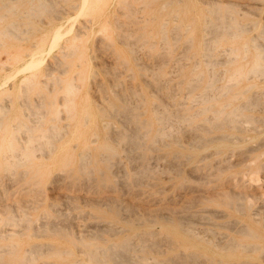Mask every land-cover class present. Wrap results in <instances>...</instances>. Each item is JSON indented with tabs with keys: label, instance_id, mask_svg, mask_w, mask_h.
Segmentation results:
<instances>
[{
	"label": "rangeland",
	"instance_id": "1",
	"mask_svg": "<svg viewBox=\"0 0 264 264\" xmlns=\"http://www.w3.org/2000/svg\"><path fill=\"white\" fill-rule=\"evenodd\" d=\"M231 1L234 7L223 6H232L231 18L246 31L215 42L203 20L209 11L202 0H0V264L17 263L22 251L36 245L39 250L29 253L26 264H96L84 252L88 240L108 244L109 251L98 255L99 264H173L176 259L175 264H183L182 252H193L199 260L214 253L225 262L264 264V59L253 68L257 44L264 47V0ZM211 71L219 86H246L244 97L259 96L229 129L233 141L200 148L190 159L181 157L178 174L168 169L174 166H168L167 148L158 145L150 151L152 171L136 174L140 162L129 157L127 140L116 137L126 129L114 94L129 87L134 93H152L151 76L158 73L167 88L175 90L180 82L172 97L164 86L156 91L173 111L175 102L185 98L182 82ZM147 81L149 86L143 84ZM244 97L236 102L245 103ZM177 127L173 136L187 146L188 127ZM216 148L219 155L202 160ZM81 161L86 163L83 174L75 172ZM203 161L223 167L222 172L205 182L198 176L205 171ZM251 167L259 172L250 180ZM222 190L246 193L240 201L244 209L234 213L220 201H205ZM204 208L227 212L208 218ZM177 210L180 215L195 212L194 227L230 232L234 224L249 225L255 237L247 242L253 247L234 254L215 252L209 240L184 233L166 217Z\"/></svg>",
	"mask_w": 264,
	"mask_h": 264
},
{
	"label": "bare ground",
	"instance_id": "2",
	"mask_svg": "<svg viewBox=\"0 0 264 264\" xmlns=\"http://www.w3.org/2000/svg\"><path fill=\"white\" fill-rule=\"evenodd\" d=\"M57 1V0H56ZM205 1L207 8L208 9V13L209 15L204 17V23L207 25V29L209 27L208 32H210L211 34V39H213V41L218 42L219 39L224 40V39H228L230 37H235L236 35H241V31L245 30L243 29V27H245V25L243 26L242 23H237L236 21L238 20L236 17L235 18H231L233 16L230 9H232V6L229 7V9H225V7L223 5L229 4L228 6H230L232 3L231 0H202ZM236 3V2H235ZM234 3V4H235ZM45 4V3H44ZM124 4V2H123ZM234 4L233 7H234ZM129 5V4H128ZM131 6V5H130ZM133 7V6H132ZM52 8V7H51ZM224 9L226 10V13L224 11ZM227 10L229 12H227ZM37 11V10H36ZM153 10H151L152 12ZM229 13L230 16L228 15ZM150 20V19H148ZM151 21V20H150ZM208 22V23H207ZM205 24L203 25V27L205 26ZM241 24V25H239ZM144 25V24H143ZM145 26V25H144ZM162 26V25H161ZM160 26V27H161ZM189 26V25H188ZM164 27V26H163ZM178 28V27H177ZM187 28V27H186ZM163 29V28H162ZM188 29V28H187ZM185 29V30H187ZM242 29V30H241ZM247 29V28H246ZM81 31V30H80ZM162 30H160L161 32ZM164 31V30H163ZM246 31V30H245ZM57 32V31H56ZM67 32V31H66ZM65 32V33H66ZM69 32V30H68ZM67 32V33H68ZM159 32V33H160ZM192 32V31H191ZM162 33V32H161ZM246 32H243V34H245ZM57 34V33H56ZM60 34V33H59ZM59 34L57 35V38L59 37ZM77 34V33H76ZM140 34V33H139ZM191 34V33H189ZM193 34V33H192ZM162 35H164L162 33ZM76 36V35H75ZM164 37V36H162ZM190 38V37H189ZM163 39V38H162ZM256 39V37H255ZM56 39H54L55 41ZM209 40V41H210ZM220 40V41H221ZM254 40V39H253ZM195 40H193L194 42ZM208 41V40H206ZM208 41V42H209ZM212 41L211 44H213L214 42ZM53 42V41H52ZM207 42V44H208ZM109 43V42H108ZM151 43V42H150ZM199 43V41H198ZM153 44V43H152ZM194 44V43H193ZM204 44V43H203ZM255 44V43H254ZM262 45V43H260ZM210 45V44H208ZM258 46L255 48V52H254V66L253 68L256 67H260L263 64L261 63L260 60L264 59V47L260 46L259 44H257ZM190 46V45H189ZM232 51L234 50L233 48H231ZM245 49V48H244ZM113 50V49H112ZM192 50V47H191ZM61 51V50H60ZM116 51V49H115ZM187 51H189L187 49ZM194 51V49H193ZM205 51V50H204ZM209 51V50H208ZM207 51V52H208ZM237 51V49H236ZM235 53H239L236 52ZM48 52V51H47ZM206 52V51H205ZM206 52V53H207ZM62 53V51H61ZM117 53V52H116ZM68 54V53H67ZM209 56V55H208ZM205 58V57H204ZM210 61L209 64L213 63L211 62L212 60L208 59ZM206 60V61H208ZM214 61V60H213ZM217 61V60H216ZM226 61V60H225ZM39 63V61L35 64L29 65L28 68L31 67H35L37 64ZM59 63V62H58ZM71 64V63H70ZM196 64V63H194ZM217 64V63H214ZM160 65V64H159ZM212 65V64H211ZM65 66V65H64ZM210 66V65H209ZM24 67V66H23ZM22 67V68H23ZM26 67V69H27ZM66 67V66H65ZM194 67V66H193ZM211 67V66H210ZM213 67V66H212ZM25 68V67H24ZM49 68V67H48ZM63 68V67H62ZM161 68V67H160ZM182 68V66H181ZM21 69V68H20ZM213 69V68H212ZM194 70V69H193ZM61 71V70H60ZM257 71V70H256ZM254 71V73L256 72ZM239 72V71H235L234 75L235 77L237 76L235 73ZM259 72V71H258ZM264 71H262L263 73ZM249 73V72H248ZM248 73L246 75H248ZM258 74V73H257ZM151 75V74H150ZM158 73H155L151 76V78L154 80L153 81V85L150 84V81L147 82H143L144 83H148L150 84L151 89H155V92L153 94L152 93H145L144 91L142 92H135L133 91V89H131L129 87L128 90H124L122 91V89L119 92L114 91V95H116L121 107H122V118H123V122L125 124L124 131L118 133V135L116 137L119 138H124L127 140V150L129 152H132L130 154V158L131 159H137L138 162H140L138 164V166H136L135 172H138V175L142 172L146 173V170H149L150 168L154 167L152 166V162L150 161V158L152 159V155L150 154L151 150H154V148L158 147V145H162L163 147L167 148V155L171 161V163H169L168 166H174V167H168L169 170L175 172L176 174H178L180 172V158L183 157L185 159H190L193 156H195V152H197L198 149L203 148L205 146H209L210 144H222L224 142H232V138H235L233 134L229 133V129L230 131L233 130L234 127L237 126V122L240 120L239 118L244 115L245 110H247L250 107H252L251 104H255L257 99L259 96L256 95H251V96H247L244 97V92L246 90L249 89V87L247 88L246 86H239V87H232L230 85L228 86H219L217 79L219 78L217 76V73L214 71H211L210 73H208L207 75H202V74H195V75H191L189 77H187V79L182 82L181 84V88L179 90H184L185 93V98L180 99V101L175 102V106L176 109L173 111H169L166 108V104L161 103V101L158 98V93H156L157 89L161 88L164 86L165 92L169 95H173V93H177L178 90V86L180 84V82L178 84H176V89H170L169 87L167 88L166 83L163 84V79L160 81H158L159 77L161 78V76H158ZM233 75V76H234ZM241 76V74H239ZM255 75V74H254ZM264 75V74H262ZM232 76V75H231ZM231 76H229V78H231ZM250 76V75H249ZM158 77V78H157ZM57 78V77H56ZM238 78V79H237ZM237 81L241 79H239V76L237 77ZM248 78V76H247ZM246 78V79H247ZM145 79V77L143 78V80ZM168 79V78H166ZM234 78H232L233 80ZM142 80V81H143ZM146 80L147 77H146ZM236 81V80H235ZM58 82V81H57ZM56 82V83H57ZM116 82V79H115ZM111 83V84H116L117 86L113 85L112 87H118L117 83ZM152 82V81H151ZM235 83V82H233ZM231 83V84H233ZM33 84V83H32ZM45 84V83H44ZM67 84V83H66ZM144 84V85H146ZM120 85V84H119ZM136 85V84H135ZM29 86V85H28ZM115 86V87H114ZM149 86V85H146ZM235 86V85H234ZM237 86V84H236ZM180 87V86H179ZM112 88V89H113ZM123 88V87H122ZM175 88V85H174ZM247 88V89H246ZM39 89V88H38ZM72 89V85L70 83H68L67 85V89H66V99H67V91H70ZM118 89V88H117ZM126 89V88H125ZM114 90V89H113ZM119 90V89H118ZM137 91V90H136ZM159 92V91H158ZM245 92V93H246ZM71 93V92H70ZM139 93V94H138ZM133 94H136L134 96V100H131V98L133 97ZM158 96H157V95ZM263 95V94H262ZM170 97V98H171ZM245 98V103L240 104L237 103L236 101L240 98ZM70 98V97H68ZM174 98V96H173ZM65 99V100H66ZM260 99V98H259ZM68 100V99H67ZM174 101V100H173ZM255 101V102H254ZM59 102V101H58ZM50 103V102H49ZM52 104V102L50 103ZM62 104V103H61ZM20 105V104H19ZM63 106L64 107H69L68 104H66V102H63ZM2 107H0L1 109ZM68 109V108H67ZM3 111V109H1ZM70 112V110H69ZM210 112V113H209ZM209 113V114H208ZM4 114L3 112H0V115ZM25 114V113H24ZM118 115V114H117ZM41 117V116H40ZM87 118V117H86ZM244 119H247V116H244ZM42 120V117H41ZM243 120V118L241 119ZM254 120V119H253ZM258 120V119H257ZM37 121V120H36ZM34 121V122H36ZM40 121V120H39ZM38 121V122H39ZM248 121V120H247ZM264 121V120H263ZM33 122V121H32ZM85 123V122H84ZM186 124V126L188 127V133H186L188 140L184 141L187 143V146L182 145L178 140L177 137L173 136V130H175V128L177 127V125L179 124ZM244 123V122H243ZM39 124V123H38ZM251 124V123H250ZM51 125V124H50ZM122 125V124H121ZM33 126V124H31V126H28L29 129H32L31 127ZM51 127V126H50ZM178 128V127H177ZM228 129V130H227ZM214 130V131H212ZM49 131V135H51V131L50 128L48 129ZM187 132V131H186ZM215 134H212V133ZM240 132V131H239ZM61 133V132H60ZM64 133V131H63ZM62 133V134H63ZM95 133V131H94ZM48 134V133H47ZM40 135V134H39ZM175 135V134H174ZM45 136V135H44ZM60 136V135H59ZM96 136V135H95ZM177 136V135H176ZM46 137V136H45ZM49 137V136H48ZM237 137V136H236ZM240 137V136H239ZM23 139V138H22ZM28 139H25V141L27 142ZM54 140V138H53ZM94 140V139H93ZM235 140V139H234ZM243 142V141H242ZM239 144V143H238ZM105 145V144H104ZM254 145V144H252ZM26 146V145H25ZM51 146V145H50ZM257 146V145H256ZM52 147V146H51ZM208 148V147H207ZM247 148V147H246ZM251 148V147H250ZM257 149V148H256ZM220 149L216 148L215 151H212L211 153L205 155L202 157V160H205V158L207 157H212V155L217 156L219 155V151ZM254 150V149H252ZM127 151V152H128ZM51 153V151H50ZM49 153V154H50ZM243 153V151H242ZM250 153H252V151H250ZM258 154V153H257ZM245 155V154H244ZM243 155V156H244ZM18 158L20 157V155H16ZM227 156V155H226ZM247 156V155H246ZM127 156V158H129ZM242 157V156H241ZM15 158V159H18ZM106 158V157H105ZM129 158V160H130ZM226 158V157H225ZM238 158V157H237ZM248 158V157H247ZM154 159V157H153ZM230 159V158H229ZM19 160V159H18ZM207 160V159H206ZM224 161V159H222ZM226 160V159H225ZM134 161V160H131ZM156 161V160H155ZM214 161V160H212ZM219 161V160H218ZM228 161V159H227ZM233 161V160H232ZM244 161V160H243ZM22 162V161H21ZM154 162V161H153ZM215 162V161H214ZM229 162V161H228ZM225 162V163H228ZM245 162V161H244ZM243 162V163H244ZM248 162L251 163V160L249 159ZM247 162V163H248ZM151 163V164H150ZM216 163V162H215ZM212 163V164H215ZM220 163V162H217ZM216 163V165H217ZM224 163V164H225ZM236 163V162H235ZM238 163V162H237ZM250 163H248L250 165ZM130 164V163H129ZM150 164V165H149ZM154 164V163H153ZM210 162L207 161H203L202 165L203 168L205 169V171H200L197 175L199 177L205 178V182L206 180H208V178L210 177V175L212 174H219V171L222 172V168L221 167H217L214 165H212ZM230 164V163H228ZM264 164V162L262 163ZM20 165V164H19ZM86 163L84 161H81V164L79 165V167L77 169H75V172L77 171V173H84V170L86 169ZM199 165V164H198ZM18 166V165H17ZM134 166V165H133ZM152 166V167H151ZM162 166V165H161ZM195 166V165H194ZM201 166V165H200ZM221 166V165H219ZM224 166V165H223ZM229 166V165H228ZM248 166V165H247ZM243 167V166H242ZM261 166L259 165L258 168H260ZM88 168V167H87ZM196 168V166L194 167V169ZM215 169V171L213 169ZM258 168L256 167H251L250 168V174L248 173L250 180L254 178V176L257 174ZM264 168V167H261ZM191 169V168H190ZM151 170V169H150ZM83 171V172H82ZM88 171V169H87ZM86 171V172H87ZM96 171V170H95ZM124 171V170H123ZM152 171V170H151ZM213 171V172H212ZM85 172V173H86ZM136 172V174H137ZM92 173V172H91ZM144 173V174H145ZM153 173V172H152ZM240 173V172H239ZM261 173V172H260ZM70 174V173H69ZM80 174V175H81ZM87 174V173H86ZM122 174V173H120ZM135 174V173H134ZM143 174V173H142ZM143 174V175H144ZM147 174V173H146ZM145 174V176H146ZM137 175V176H138ZM141 175V174H140ZM149 175V174H148ZM254 175V176H253ZM18 176V175H17ZM99 176V175H98ZM131 176V175H130ZM243 176V175H242ZM246 176V175H245ZM244 176V177H245ZM253 176V177H252ZM103 177V176H102ZM143 176L139 177L142 178ZM151 177V176H150ZM213 177V176H212ZM238 177V176H237ZM262 177L264 178V169H263V173H262ZM20 178V177H19ZM134 178V177H132ZM90 179V178H89ZM131 180V178H129ZM237 179V178H236ZM229 180V179H228ZM231 180V179H230ZM246 180V179H245ZM257 180V179H256ZM92 181V180H91ZM133 180H131L132 182ZM134 181H137V178L134 179ZM212 181V178L211 180ZM122 182V181H121ZM235 182V180H234ZM255 182H259V181H255ZM136 183V182H135ZM236 183V182H235ZM244 183V182H243ZM251 183V182H250ZM88 184V183H87ZM121 184V183H120ZM132 184V183H131ZM140 184V183H139ZM145 184V183H144ZM251 184H255L252 183ZM83 185H85L83 183ZM136 185V184H135ZM231 185V184H230ZM204 187V186H203ZM229 188V187H228ZM238 188V186L236 187ZM242 188V187H241ZM34 189V188H33ZM40 189V188H39ZM240 189V187H239ZM244 189V187H243ZM242 189V190H243ZM230 190V189H229ZM34 191V190H33ZM215 191L212 192L210 195H207L205 201L209 202V203H216L218 201H220V203L222 202V204L227 207L228 209H231L232 212L234 213H238L240 211H242L244 209V205L243 203H241L240 201L244 199V194L246 193H241V191H233V192H228V191ZM254 191V190H253ZM246 192V191H245ZM206 194V193H205ZM251 194V193H250ZM257 195V194H256ZM198 196V195H197ZM264 196V194H263ZM248 197V196H247ZM250 197V196H249ZM256 197V196H255ZM262 197V196H261ZM260 197V198H261ZM258 198V197H257ZM262 199V198H261ZM194 201V200H193ZM248 202V201H247ZM261 202V201H260ZM108 204V203H107ZM106 204V205H107ZM193 205V204H192ZM188 206V205H187ZM218 206V205H217ZM114 207V206H113ZM191 207V206H190ZM248 208V207H247ZM182 209V208H181ZM205 209V208H204ZM175 210V209H174ZM178 211L180 212V210H177V212L172 211V213L166 215V217H172L174 219V221L176 222V224L179 226L180 230H182L184 233L190 235V236H194V237H198L199 239L203 240L205 242H211L213 244V246L215 247V252H220L223 251L227 254H234L236 251L237 252H243L246 250H250L251 247H253V244L250 242H247L248 237L254 238L255 234L252 232V229L249 228L246 225L243 224H234L232 225L229 229L230 232H222V231H218L216 229H212L210 227H203L202 223V228L199 227H194L193 225V221L196 217V214L194 213H187L186 210V214L183 212L182 215L178 214ZM225 211V213L227 212L225 209L222 208H209V209H205L204 213H207V217H212L215 218L216 216L221 217V215L223 214V212ZM198 212V211H197ZM248 212V210H247ZM259 212V208H254L253 213L257 214ZM161 215V214H160ZM199 215V214H198ZM197 215V216H198ZM226 215V214H225ZM224 215V216H225ZM201 216V215H199ZM253 216V215H252ZM205 217V216H204ZM223 218V217H222ZM160 219V218H159ZM199 219V218H198ZM14 220V219H13ZM201 220V219H200ZM196 222V221H194ZM198 222V221H197ZM237 222V221H236ZM61 223V222H60ZM231 223H233L231 221ZM204 224H206L204 222ZM214 224V223H213ZM220 224V223H219ZM50 225V224H49ZM200 225V226H201ZM209 225V224H208ZM231 225V224H230ZM229 225V226H230ZM213 226V225H211ZM215 226V225H214ZM218 226V223H217ZM220 226V225H219ZM227 226V225H226ZM25 227V226H24ZM223 227V226H221ZM42 228V227H41ZM52 228V227H51ZM105 228V227H104ZM196 228V230H194ZM224 228L225 225H224ZM228 229V228H227ZM228 229V230H229ZM101 230V229H100ZM103 230V229H102ZM49 231V230H48ZM115 232V231H114ZM202 234H200V233ZM100 234V232H98ZM152 233V232H151ZM10 234V233H9ZM21 234V233H20ZM90 236V235H89ZM144 236H147L146 233ZM100 237V236H99ZM97 237V238H99ZM193 237V238H194ZM82 238V237H81ZM192 238V237H191ZM87 239V238H86ZM96 239V238H95ZM77 240V239H76ZM99 240V239H98ZM209 240V241H208ZM80 241V240H79ZM89 241V240H88ZM88 241H84L86 242L85 247H86V254L88 255V259L89 257L92 259L91 261H93L96 264H99L100 261V257L98 255H101V253L105 254L106 252H104L106 249L108 250V244L106 246H104L103 243H91ZM107 241V240H105ZM98 242V241H97ZM148 242V241H147ZM176 242V241H175ZM131 243V242H130ZM125 244H127L125 242ZM129 244V242H128ZM127 244V247L129 248L130 246ZM138 244V243H136ZM170 244V243H169ZM36 245V244H35ZM118 245V244H117ZM124 247V242L123 244ZM176 245V244H175ZM252 245V246H251ZM77 246V245H76ZM110 246V245H109ZM146 246V245H145ZM148 246V245H147ZM168 246V245H167ZM40 247V246H39ZM44 247V246H43ZM115 247V246H114ZM126 247V249H127ZM132 247V246H131ZM160 247V246H159ZM158 247V248H159ZM83 248V247H82ZM111 248V247H110ZM109 248V249H110ZM147 248V247H146ZM168 248V247H167ZM10 249V248H9ZM43 249V248H42ZM41 249V252H42ZM115 249V248H114ZM153 249V248H152ZM155 249V248H154ZM237 249V250H235ZM33 250H35L34 252L37 253L38 246H34L31 247L30 250H25L24 252L22 251V253L19 256L18 262L15 264H26V262L29 260V253L32 252ZM156 250V249H155ZM162 250V249H161ZM53 251V250H52ZM109 251V250H108ZM163 251V250H162ZM159 252V251H158ZM179 252V251H178ZM38 253H40L38 251ZM62 253H66L68 254V251H59V254ZM119 253H120V249H119ZM181 253V252H180ZM212 253V252H211ZM182 254L185 255L186 260H181L186 264H248L246 261H236V262H225V261H221L217 258H215L214 253H212L213 255H209L208 253H204V259H197L198 256L196 257V255L193 252H189V253H183ZM201 254V253H199ZM125 255V254H124ZM137 256V255H136ZM178 258V255H175ZM181 256V254H179V257ZM103 257V256H102ZM120 257V256H119ZM184 256H182L183 258ZM124 258V257H123ZM150 259V258H149ZM174 259V258H171ZM169 259V260H171ZM105 261V260H104ZM174 261H176L177 263L179 262V260H171V262L174 263ZM186 261V262H185ZM76 262V261H75ZM92 262V263H93ZM181 262V261H180ZM72 263V262H71ZM78 263V262H77ZM105 263V262H104ZM114 263V262H113ZM134 263V262H132ZM176 263V264H177ZM183 263V264H184ZM256 263V262H255ZM73 264V263H72ZM107 264V263H106ZM129 264V263H128ZM146 264V263H145ZM180 264V263H179ZM250 264V263H249ZM254 264V262H253Z\"/></svg>",
	"mask_w": 264,
	"mask_h": 264
}]
</instances>
